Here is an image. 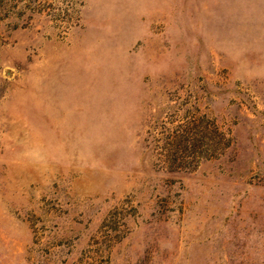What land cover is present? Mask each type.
Masks as SVG:
<instances>
[{
    "label": "rangeland",
    "instance_id": "rangeland-1",
    "mask_svg": "<svg viewBox=\"0 0 264 264\" xmlns=\"http://www.w3.org/2000/svg\"><path fill=\"white\" fill-rule=\"evenodd\" d=\"M0 264H264V0H0Z\"/></svg>",
    "mask_w": 264,
    "mask_h": 264
}]
</instances>
